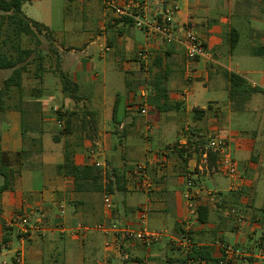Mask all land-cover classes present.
<instances>
[{
	"label": "crops",
	"instance_id": "0c3cea01",
	"mask_svg": "<svg viewBox=\"0 0 264 264\" xmlns=\"http://www.w3.org/2000/svg\"><path fill=\"white\" fill-rule=\"evenodd\" d=\"M139 1L149 16L175 9L178 35L196 33L206 53L190 63L180 43L148 36L102 0H67L60 30L40 21L81 100L64 94L56 69L41 72L37 94L2 102L0 264H18L19 253L25 264H210L188 255L203 248L222 259L223 245L264 244V67L253 61L264 57L254 54L264 46V0ZM232 72L263 89L243 110L233 107ZM55 107L65 110L62 120ZM186 127L195 145L209 132L226 137L241 178L217 172L216 158L197 147L165 153ZM68 152L101 171V189H76L64 166ZM189 177L200 193L197 219L185 196ZM18 213L39 218L43 231L24 237L11 224ZM113 222L166 236L146 245L93 229ZM232 264H264V257Z\"/></svg>",
	"mask_w": 264,
	"mask_h": 264
},
{
	"label": "built area",
	"instance_id": "2783aa9c",
	"mask_svg": "<svg viewBox=\"0 0 264 264\" xmlns=\"http://www.w3.org/2000/svg\"><path fill=\"white\" fill-rule=\"evenodd\" d=\"M102 4L107 11H110L115 17L120 19H128L133 21L134 26L144 31L148 36L159 35L166 42H178L182 45L186 52L187 59L190 63L195 62L199 57L204 55L205 46L201 38L192 31H184L181 36L180 29L175 25L173 16L175 9L169 8L167 10L157 11V16L150 17L148 15V6L145 2L139 0H102ZM192 72L191 70L189 71ZM142 114L148 112V105L145 103L140 109ZM54 114L61 119L65 115V110L60 107L53 109ZM62 120V119H61ZM63 125V122H60ZM190 128H184L181 140L168 146L165 153L173 152L176 150L184 149L185 152H192L196 149V145L191 143L188 139ZM204 140L206 141V148L204 155L209 159V153H212L216 158L217 172L224 173L232 178H241L238 173L237 163L230 150L229 141L221 133L209 132L205 134ZM188 189L186 191V199L188 201V208L191 217L197 219L199 216V197L200 193L194 187L193 178L189 177ZM238 185H233L232 190H238ZM105 204L110 207L112 201L109 195L105 197ZM144 214V213H142ZM11 224L16 226L21 234L25 237L30 235L33 231H43V223L39 218L33 219L28 213H18L11 220ZM93 229L103 232H113L116 236L123 239L137 241L141 244H151L160 241L166 236L164 232L152 231L146 228L135 229L129 226H121L120 224L113 223L111 226L104 224L97 225ZM80 230H85L81 228ZM77 235V233H73ZM183 242H189L187 238ZM224 258L220 264H232L236 260H248L251 257H264V244L259 243L256 247L240 248L234 245H223ZM18 264H25L24 257L21 253L17 256ZM200 264H206L205 261L200 260Z\"/></svg>",
	"mask_w": 264,
	"mask_h": 264
},
{
	"label": "trees",
	"instance_id": "16d2710c",
	"mask_svg": "<svg viewBox=\"0 0 264 264\" xmlns=\"http://www.w3.org/2000/svg\"><path fill=\"white\" fill-rule=\"evenodd\" d=\"M33 1V0H30ZM23 0H0V68L2 69H14L12 75L5 81L6 90H9L12 86L22 89L23 86V71L24 66H19L24 54L29 55L28 50L22 49L21 42L19 40L21 34L27 36L37 35L41 33H47L52 36V31L46 25L37 21L29 19L22 10ZM15 39H14V38ZM9 40L13 42V49L19 53V57L16 58L9 54L4 48L8 47ZM235 43V40H234ZM9 50V49H8ZM54 51L58 52V49L54 46ZM255 55L264 56V46L258 47L254 50ZM59 77L62 82V89L64 94L70 97L72 100L78 102L81 100L79 95V85L70 77L69 73L60 69L58 65L57 69ZM0 89V95L1 91ZM263 92V89L259 87H252L248 80L241 74L232 72L230 74V96L235 110H243L246 103L250 98L256 94ZM2 98L0 96V109L2 110ZM195 117H201L204 113L203 109H194ZM209 158L213 161L215 156L209 153ZM65 169L67 174L71 175L75 179L76 189L78 191L83 190H98L101 189L99 182L102 179L101 171L92 166H79L77 165L71 153L66 154ZM7 188L5 184L0 190ZM112 189L108 188L111 192ZM207 212L206 208L201 209L200 220L206 221V217L203 216ZM194 259H204L210 264H220L222 259H214L212 253L203 248L193 249L188 255ZM212 262V263H211Z\"/></svg>",
	"mask_w": 264,
	"mask_h": 264
},
{
	"label": "rangeland",
	"instance_id": "374dc122",
	"mask_svg": "<svg viewBox=\"0 0 264 264\" xmlns=\"http://www.w3.org/2000/svg\"><path fill=\"white\" fill-rule=\"evenodd\" d=\"M66 1L67 0H23L22 10L29 19L37 21L39 23H45L52 30H60L63 27V20L65 18H69V13L66 12L68 8L66 5ZM151 14L152 15L150 17L158 15L157 13ZM19 40L21 42L22 49L28 50L30 54H24L22 56V61L18 65V67L24 66L22 89H18L17 87L12 86L9 90H6L5 81L8 77H10V75H12L14 69L0 68V89H2L0 96L2 98V101L6 103L11 102L13 101V99H16L18 97H22V95L28 96L31 94H37L36 88L39 85L38 82H41V72H56V69H58V65L60 66V69L62 67L59 62L60 55H58V52L54 51L55 43L52 36L48 35L47 33H41L31 36L21 34ZM12 45L13 42L9 40L8 47H5L4 49L8 51L9 54L18 58L20 55L13 49ZM253 61H255L254 64L256 68L264 67V57L254 58ZM60 104H63L65 107L68 106L63 100L60 101ZM44 105V102H39V107H42ZM198 141H202V143L197 142V148L203 150L207 149L205 147L206 141L204 139H200ZM193 143L195 144L196 142ZM111 205V207L113 208V202ZM113 223L119 224L118 222Z\"/></svg>",
	"mask_w": 264,
	"mask_h": 264
}]
</instances>
